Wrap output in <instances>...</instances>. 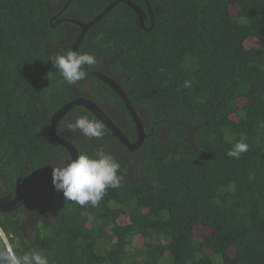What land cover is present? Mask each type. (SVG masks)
Instances as JSON below:
<instances>
[{
    "label": "trees",
    "instance_id": "obj_1",
    "mask_svg": "<svg viewBox=\"0 0 264 264\" xmlns=\"http://www.w3.org/2000/svg\"><path fill=\"white\" fill-rule=\"evenodd\" d=\"M49 1L0 0V196L31 171L69 157L47 132L51 114L77 96L75 86L90 82L92 97L105 94L124 110L117 93L87 72L74 85L56 72L51 58L71 50V41L47 45L64 32L51 26ZM115 1L71 4L91 20ZM128 1L145 15L144 28L118 1L89 27L78 53L92 44L94 54L113 58L119 84L146 113L140 162L120 157L115 146L135 159L105 125L96 139L107 146L99 149L90 138L80 146L69 137L79 154H112L120 187L98 206L82 207L44 178L18 209L0 212V227L17 254L39 248L50 264H264V0ZM77 114L97 119L74 107L56 131ZM125 118L133 141V120ZM241 137L248 151L229 157ZM42 188L52 217L35 214L24 234L25 209L37 210Z\"/></svg>",
    "mask_w": 264,
    "mask_h": 264
},
{
    "label": "clouds",
    "instance_id": "obj_2",
    "mask_svg": "<svg viewBox=\"0 0 264 264\" xmlns=\"http://www.w3.org/2000/svg\"><path fill=\"white\" fill-rule=\"evenodd\" d=\"M51 62L70 85L85 80L87 73L84 66L96 64V57L89 53H78L67 50L63 54L52 56ZM51 71L46 75L51 80ZM191 82L185 81L184 87H190ZM79 131L88 138H101L105 133L104 124L87 114H81L74 120L66 119L61 130ZM249 145L244 137L227 152L229 157L240 159L241 154L248 151ZM52 167V183L57 191H62L66 201H72L80 206L99 205L109 188L116 189L121 185L119 175L120 163L110 153L98 152L95 155L78 154L66 157L65 162ZM0 264H50L49 256L39 248H31L17 254H0Z\"/></svg>",
    "mask_w": 264,
    "mask_h": 264
},
{
    "label": "flooded vegetation",
    "instance_id": "obj_3",
    "mask_svg": "<svg viewBox=\"0 0 264 264\" xmlns=\"http://www.w3.org/2000/svg\"><path fill=\"white\" fill-rule=\"evenodd\" d=\"M51 3H53L54 5H51ZM71 3H72V0H54V1L50 0L49 3L47 4L48 8H49L48 10L51 13V26L54 27L56 24H62L63 27H64L63 36L60 37V38L55 39L54 41L48 42L47 45H51V44L53 45V43H64V42L71 41L70 49H72L74 44H76L77 52H78L79 45H80L85 33L87 32V30L89 29V27L91 25L87 27V25L89 24L90 20L84 18L80 14V12L78 10H76L75 7L72 6ZM49 5H50V7H49ZM60 47H62V45L57 44L51 51L52 52H56V50H58ZM83 49H84L83 53H89V54H92V55H94L96 57V64L95 65H93L91 67L86 66L87 68L91 69L95 73H89V72H87V73L89 75H91L93 78H97L98 80H100L101 82H103L106 85H108L107 82H106L107 79L111 80L115 84L119 85L120 88L126 94V92H125L126 89L123 88L119 84V81L122 79V75H120V74H118L117 72L114 71V60H113V58L107 57V55L99 56V55L94 54L92 52L93 51L92 50V44H89V45L83 47ZM91 84H90V82H84L81 85L75 86V94L77 95L75 98L83 97V98L89 99L92 102H94L101 109V111L107 117H109V119L118 127V129L128 139V137L126 135L130 132V130L128 129L127 124H126L125 112H127L129 114V110L127 109L126 105L124 104L122 98L112 88L117 93V95L119 96L121 102L123 103L124 110L122 108H120L119 105L114 100L110 99L105 94H102L100 98L92 97L90 95ZM126 96H127V94H126ZM130 104H131V102H130ZM131 106L133 107L134 111L137 114V117L139 118V120L141 122L142 129H143V134H144L143 138H145L147 136L146 130H147V124H148V118L146 116V113L143 111L142 108L135 109V107L132 104H131ZM75 107H82V106H75ZM88 111H90V110H88ZM77 116H79V115L78 114L74 115L72 120H74ZM58 123H59V121H58ZM133 123H134V121H133ZM62 126H61V128H62ZM134 126H135V124H134ZM61 128H59V130L56 131L57 136L60 137V138L65 139V140H67L69 142H71L69 137L79 138L80 139V146H81L83 140L88 138V137L83 136L78 130L75 131V132H68L66 129L61 130ZM135 130H136V138L133 141H130L128 139V141L130 143H134L137 140L138 135H137L136 126H135ZM90 139L93 142H95V145L98 146L97 147L98 149L100 148V146H103V145L107 146V141L104 142V143H99L96 138H90ZM74 146L76 147V145H74ZM124 147L128 151H131V152L134 153L135 159L134 160L133 159L130 160V157L128 155H126V152H124L125 150L115 146L116 151L118 152V154L120 155V157L122 159L124 158V160L126 162H140V157H141L140 156L141 153L139 151L140 150L139 149L140 146L137 149H129L126 146H124ZM76 149H77V147H76ZM77 151H78V149H77ZM67 153H68V151H67ZM63 158H64V154L62 153V154H59L57 156L52 157V161L51 162H60L61 160H63ZM47 166H50V165H47ZM47 179L48 178H46L45 181H44L45 184H48V180ZM44 190L45 189L42 188L41 197H38V199H37L38 202H40V206L37 207V210H35V208L32 205L27 206L26 209H25L27 211V214L32 215V218L30 219L29 222L21 224L24 234H27L32 228L35 227V219L33 218L35 214H37L39 217H41L44 221L45 220H50L49 218L52 217V211H51L52 204L50 202V199H48V197L46 196V193H45ZM26 229H28V232H27Z\"/></svg>",
    "mask_w": 264,
    "mask_h": 264
},
{
    "label": "water",
    "instance_id": "obj_4",
    "mask_svg": "<svg viewBox=\"0 0 264 264\" xmlns=\"http://www.w3.org/2000/svg\"><path fill=\"white\" fill-rule=\"evenodd\" d=\"M118 1L125 2L129 4L136 14L138 15L139 21H140V26L144 28L143 21L145 18V15L141 11V9L135 5L132 4L128 0H117L115 2L110 3L99 15H97L95 18L91 19L89 24L87 25L90 26L97 20H99L103 15H105L111 7L116 5ZM148 12L151 16V12L148 9ZM152 23V21H151ZM150 27L146 28V30H149ZM82 37V36H81ZM73 51L77 52V46L74 44L72 47ZM84 70L89 73H95L91 69L87 68L84 66ZM107 84L113 88L119 96L122 98L124 104L126 105L127 109L129 110V114L131 115L134 124L137 129V140L134 143H130L128 139L124 136V134L118 129V127L107 117L101 109L91 100L80 97V98H75L69 102L64 103L61 107H59L57 110H55L50 117V125L48 128L47 136L50 140L60 144L63 146L70 156H73L75 158L76 155H78V151L76 147L69 141L60 138L56 134V127L58 124V121L72 108L75 106H82L88 110H90L98 120H100L109 130V132L115 136L124 146H126L129 149H137L142 141H143V129L141 122L139 118L137 117L136 112L134 111L133 107L130 104V101L124 91L120 88L119 85L115 84L111 80L107 79ZM44 178H52V167L51 166H43L40 168H37L33 171H31L24 179H22L18 185L8 194L0 196V212H13L16 209H18L25 201L26 199L33 193L34 189L37 187V185L41 182L42 179ZM13 251V248L11 244L9 243V240L0 227V254H11Z\"/></svg>",
    "mask_w": 264,
    "mask_h": 264
},
{
    "label": "rangeland",
    "instance_id": "obj_5",
    "mask_svg": "<svg viewBox=\"0 0 264 264\" xmlns=\"http://www.w3.org/2000/svg\"><path fill=\"white\" fill-rule=\"evenodd\" d=\"M28 216H26V215H24V217H23V219H24V221L23 222H29L30 221V219L32 218V215H30V214H27ZM29 216H30V219H28L29 218ZM23 224V223H22ZM27 230V232H28V229H26ZM199 232H198V235L199 236H204L205 234H207V230H203V229H200V230H198ZM30 232V231H29ZM133 244L135 245V246H137V247H140L141 246V244H142V240L140 239V238H136L135 240H134V242H133Z\"/></svg>",
    "mask_w": 264,
    "mask_h": 264
}]
</instances>
